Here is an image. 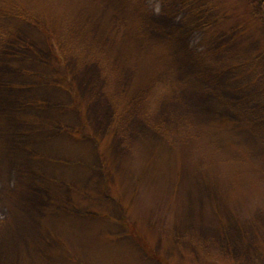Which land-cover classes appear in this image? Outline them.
I'll return each mask as SVG.
<instances>
[{"label": "rangeland", "instance_id": "1", "mask_svg": "<svg viewBox=\"0 0 264 264\" xmlns=\"http://www.w3.org/2000/svg\"><path fill=\"white\" fill-rule=\"evenodd\" d=\"M0 264H264L246 0H0Z\"/></svg>", "mask_w": 264, "mask_h": 264}, {"label": "flooded vegetation", "instance_id": "2", "mask_svg": "<svg viewBox=\"0 0 264 264\" xmlns=\"http://www.w3.org/2000/svg\"><path fill=\"white\" fill-rule=\"evenodd\" d=\"M253 9L254 16L257 14L258 18L264 24V0H246Z\"/></svg>", "mask_w": 264, "mask_h": 264}]
</instances>
